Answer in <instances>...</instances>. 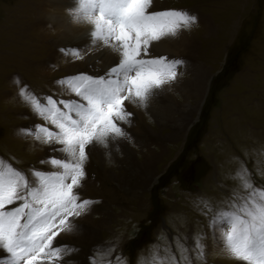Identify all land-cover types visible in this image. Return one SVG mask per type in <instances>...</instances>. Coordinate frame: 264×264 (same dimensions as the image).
<instances>
[{"label":"rangeland","instance_id":"obj_1","mask_svg":"<svg viewBox=\"0 0 264 264\" xmlns=\"http://www.w3.org/2000/svg\"><path fill=\"white\" fill-rule=\"evenodd\" d=\"M160 4L198 17L192 29L158 49L186 64L147 110L127 105L134 114L124 126L131 141L92 149L82 195L98 203L76 218L78 230L54 241L78 249V264H89L93 249L109 243L113 255L137 264L154 245L174 246L176 237L202 231L207 264H237L213 243L209 216L195 201L218 207L231 199L240 161L264 186L257 174V166L264 171V155H258L264 151V0H153L155 9ZM74 6L75 0H0V158L29 179L31 169L56 171L41 161L61 154L18 134L37 124L53 127L21 100L20 87L75 99L55 81L105 71L104 63H90L91 54L73 62L60 52L85 43L86 25L73 22L68 11Z\"/></svg>","mask_w":264,"mask_h":264},{"label":"snow or ice","instance_id":"obj_2","mask_svg":"<svg viewBox=\"0 0 264 264\" xmlns=\"http://www.w3.org/2000/svg\"><path fill=\"white\" fill-rule=\"evenodd\" d=\"M68 11L73 22L87 26L81 37L85 43L60 52L73 62L91 54L90 63H104L105 71L55 81L75 99L37 96L27 85L20 87L21 100L53 127L37 124L18 134L53 145L61 156L41 161L56 171L31 169L33 179L0 158V264H78L73 258L78 249L54 241L62 232L78 230L76 218L98 203L82 195L91 151L132 140L124 127L133 123L127 105L147 110L178 81V70L186 64L159 54L161 43L198 23L187 10H156L153 0H75ZM16 83L22 84L18 79ZM257 174L264 175L259 166ZM231 179L238 187L222 206L214 207L204 198L195 204L209 216L218 250L237 264H264V186L257 185L243 161ZM207 239L203 231L176 237L174 246L154 245L137 264H207ZM115 251L111 243L99 244L89 264H125L124 256L113 255Z\"/></svg>","mask_w":264,"mask_h":264},{"label":"bare ground","instance_id":"obj_3","mask_svg":"<svg viewBox=\"0 0 264 264\" xmlns=\"http://www.w3.org/2000/svg\"><path fill=\"white\" fill-rule=\"evenodd\" d=\"M165 3V2H164ZM159 5V4H158ZM165 5H163V4H160V10H162V9H166L165 7H164ZM157 10V9H156ZM188 11V10H187ZM188 12H190V13H192V11H188ZM196 13V12H195ZM193 14V13H192ZM199 20H200V24H206L205 23V21L203 22V20L201 19V18H199ZM207 26V25H206ZM207 28V27H206ZM205 29V28H204ZM208 29V28H207ZM86 30H87V26H86ZM208 31V30H207ZM38 36V35H37ZM83 36V35H82ZM81 38V37H80ZM80 38H79V40H80ZM164 48V47H163ZM159 53V52H158ZM55 55H56V53H55ZM16 59V58H15ZM22 60V59H21ZM24 61V60H23ZM15 62V61H14ZM22 62V61H21ZM45 62H47V61H45ZM43 64V63H42ZM41 64V65H42ZM24 65V64H23ZM40 65V66H41ZM28 66V65H27ZM43 66V65H42ZM49 68L50 67V65H46V68ZM47 70V69H46ZM44 72V71H43ZM53 72V71H52ZM51 73V72H50ZM50 75H52V74H50ZM47 78H49V77H47ZM97 156H98V154H96ZM115 175V174H114Z\"/></svg>","mask_w":264,"mask_h":264}]
</instances>
